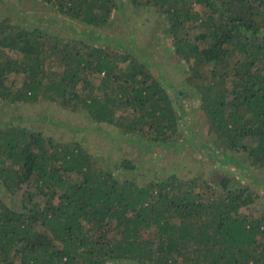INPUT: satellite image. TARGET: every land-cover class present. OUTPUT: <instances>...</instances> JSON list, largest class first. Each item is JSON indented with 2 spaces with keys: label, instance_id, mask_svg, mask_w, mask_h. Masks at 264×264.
Returning <instances> with one entry per match:
<instances>
[{
  "label": "trees",
  "instance_id": "16d2710c",
  "mask_svg": "<svg viewBox=\"0 0 264 264\" xmlns=\"http://www.w3.org/2000/svg\"><path fill=\"white\" fill-rule=\"evenodd\" d=\"M41 2L50 12L30 18L76 36L0 15V103L46 98L73 114L0 118V264H264L258 192L235 175L178 170L187 144L264 171V0ZM122 9L151 10L145 27L165 38L148 40L182 62L181 94L129 28L107 33ZM190 93L204 130L185 118ZM102 129L138 148L93 155L75 139Z\"/></svg>",
  "mask_w": 264,
  "mask_h": 264
},
{
  "label": "rangeland",
  "instance_id": "374dc122",
  "mask_svg": "<svg viewBox=\"0 0 264 264\" xmlns=\"http://www.w3.org/2000/svg\"><path fill=\"white\" fill-rule=\"evenodd\" d=\"M6 1H9L6 3ZM22 5L26 7L25 11H20V8L18 9L17 5H20L19 0H0V15H4L8 12L7 9L10 10V13H13V17L16 18V21H20L21 23H29L27 25L31 24H39L41 27H47L48 29H57V32H59L62 35H73L72 28L68 24H64V27H59V24L54 21H39L37 19H32L27 15V12L32 11L36 16H43L50 12L49 8L46 4L42 3L41 0H21ZM17 4V5H13ZM147 7H145L143 10H145ZM18 9V10H17ZM123 10V14L121 16H116L117 18L113 20L112 15L109 18L110 24L107 33L109 32H115L117 28L120 26H123L121 24H124L125 26L131 30L132 36L134 39L142 42L144 45L148 46V51H151L154 53L156 59L159 63V68L163 73V77H169L172 83H174V86L177 88L179 92L182 90L180 87V80L184 76V72L181 68H183L182 62L177 60L168 58L166 56L162 57V52L165 48L161 46H154L156 40H159V38H165L163 34L154 31L152 25V16L151 10H148L144 15H137L132 14L131 10ZM135 15V16H134ZM133 17V18H132ZM121 18H125V20H122ZM145 20H149L150 24L149 26L145 27ZM106 30V29H105ZM149 38H154V41L148 40ZM148 40V41H147ZM153 71H156L153 69ZM13 76L11 77V79ZM19 75L15 77V79H19ZM162 79V77H160ZM93 81L98 82V79L93 76ZM166 90H168L169 94L173 96L172 89L170 90L169 87L165 84H163ZM177 92V91H176ZM175 92V96L177 97V93ZM182 92H180L181 94ZM39 101L36 102H23L18 104L16 107L13 106H4L3 103H0V118L2 120L9 121L13 120V122L16 124L17 119L20 120L21 118L25 117H37L38 115L47 114V115H55L56 117L62 116L61 113H66L65 115L73 114L70 113L71 110L68 108H63L59 105H57L52 100H48L46 98H39ZM183 104L185 109L187 110V114L185 115V118L188 121L189 125H193L198 130H204L206 126V121L204 117L202 116V111L198 108V102L191 97V93L188 94L187 98L183 99ZM61 112V113H60ZM86 118H79L76 114L73 115L71 120H75L79 123L89 125L90 128L102 126L100 123H92L89 120H85ZM24 120V119H23ZM64 120V119H63ZM2 123V125H7L6 123ZM22 124H28L27 121H23ZM104 129L108 128L110 130L113 129L112 125L109 124H103ZM58 129V130H57ZM100 130L98 131H80L78 133L75 132V139L81 140L85 146L89 150L90 153L93 155H99V154H106L108 152H112L113 156L115 158H118L119 155H124V149H131V148H138V145L134 142H127L126 139H121L114 136V139L108 137L106 135V130ZM48 133H51L53 136H56V138H62L67 137L68 132L65 131L64 127H60L56 129L48 130ZM72 134V132H70ZM117 150H120V154ZM184 154H186L182 160L181 163L178 165V170L182 171V173L189 172V173H198L203 174L206 177H219L221 175L229 174V175H235L241 183L249 185L251 188L255 189L258 194L259 198L258 201L260 203L259 206V212L264 209V171H256L255 176L250 175L248 171L237 168L229 163H219L216 157H211L210 153L205 150L204 148H191L189 145H184L181 149ZM177 152V151H176ZM175 152V153H176ZM119 154V155H118ZM174 154V153H172ZM118 155V156H117ZM117 160V159H116ZM148 162V160H146ZM157 169H154L155 172ZM141 173L138 171V177H145V170L141 169ZM150 170H147L146 177L149 176ZM160 173H162L160 171ZM191 175V174H190ZM248 211L256 212L258 210L249 209Z\"/></svg>",
  "mask_w": 264,
  "mask_h": 264
}]
</instances>
